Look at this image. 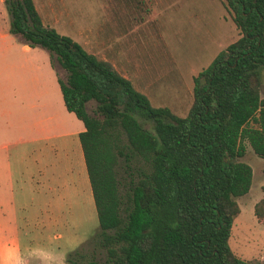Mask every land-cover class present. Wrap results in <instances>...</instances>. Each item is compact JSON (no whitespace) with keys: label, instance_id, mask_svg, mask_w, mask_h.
Instances as JSON below:
<instances>
[{"label":"trees","instance_id":"1","mask_svg":"<svg viewBox=\"0 0 264 264\" xmlns=\"http://www.w3.org/2000/svg\"><path fill=\"white\" fill-rule=\"evenodd\" d=\"M4 2L10 33L66 71L57 81L84 126L78 138L106 264H256L229 238L236 197L252 184V167L238 159L246 142L264 158V0H223L240 36L193 77L183 116L153 106L111 61L46 25L34 0ZM253 211L264 226V195Z\"/></svg>","mask_w":264,"mask_h":264},{"label":"rangeland","instance_id":"2","mask_svg":"<svg viewBox=\"0 0 264 264\" xmlns=\"http://www.w3.org/2000/svg\"><path fill=\"white\" fill-rule=\"evenodd\" d=\"M34 2L46 25L111 61L153 106L178 116L191 105L193 77L240 36L223 0ZM9 27L0 0V264H106L78 138L84 126L66 110L57 81L66 71ZM95 104H87L90 114ZM238 159L253 176L236 197L229 245L264 264V226L253 211L264 195V158L246 142ZM131 162L142 165L137 157ZM119 174L128 181L123 168Z\"/></svg>","mask_w":264,"mask_h":264},{"label":"crops","instance_id":"3","mask_svg":"<svg viewBox=\"0 0 264 264\" xmlns=\"http://www.w3.org/2000/svg\"><path fill=\"white\" fill-rule=\"evenodd\" d=\"M50 188V187H49Z\"/></svg>","mask_w":264,"mask_h":264}]
</instances>
